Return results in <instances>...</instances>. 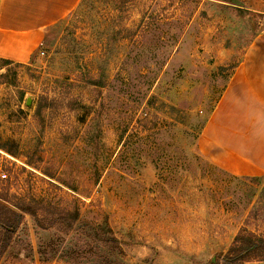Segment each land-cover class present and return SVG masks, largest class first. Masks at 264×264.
Returning <instances> with one entry per match:
<instances>
[{
    "label": "rangeland",
    "instance_id": "374dc122",
    "mask_svg": "<svg viewBox=\"0 0 264 264\" xmlns=\"http://www.w3.org/2000/svg\"><path fill=\"white\" fill-rule=\"evenodd\" d=\"M262 27L264 0H80L0 59V264H233L264 237V169L205 129Z\"/></svg>",
    "mask_w": 264,
    "mask_h": 264
},
{
    "label": "crops",
    "instance_id": "0c3cea01",
    "mask_svg": "<svg viewBox=\"0 0 264 264\" xmlns=\"http://www.w3.org/2000/svg\"><path fill=\"white\" fill-rule=\"evenodd\" d=\"M79 1L0 0V59H28L37 35L66 16ZM211 126L224 135L221 141L227 150L240 152V146L241 152L248 154L244 161L264 169V27L252 36L229 76L205 129ZM241 131L244 137L239 142Z\"/></svg>",
    "mask_w": 264,
    "mask_h": 264
},
{
    "label": "trees",
    "instance_id": "16d2710c",
    "mask_svg": "<svg viewBox=\"0 0 264 264\" xmlns=\"http://www.w3.org/2000/svg\"><path fill=\"white\" fill-rule=\"evenodd\" d=\"M3 60L10 62L9 59ZM5 246L6 244L0 246V257ZM225 259L233 264L252 259L264 260V237L246 228L238 230L225 253Z\"/></svg>",
    "mask_w": 264,
    "mask_h": 264
}]
</instances>
